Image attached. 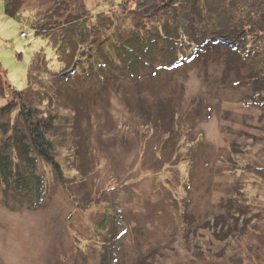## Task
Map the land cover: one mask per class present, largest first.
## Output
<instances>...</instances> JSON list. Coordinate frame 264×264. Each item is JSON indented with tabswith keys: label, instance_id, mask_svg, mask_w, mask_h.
Segmentation results:
<instances>
[{
	"label": "rangeland",
	"instance_id": "374dc122",
	"mask_svg": "<svg viewBox=\"0 0 264 264\" xmlns=\"http://www.w3.org/2000/svg\"><path fill=\"white\" fill-rule=\"evenodd\" d=\"M61 1L68 2V13ZM138 3L26 0L19 17L9 18L0 0V79L19 91L30 81L38 91L31 110L42 122L51 117L53 154L62 168L60 175L32 153L43 180L40 201L3 196L0 186V264H264V88L252 77L264 78V0H229V12L215 11L212 0L218 20L247 36L233 48L248 61L238 64L240 75L226 72L228 45L213 49L205 64L186 39L179 40L172 61L167 51L162 54L168 69L152 66L157 78L143 66L142 78L129 86L115 79L121 75L93 80L76 70L68 74L72 50L58 35L74 34L66 35L62 24L79 19L80 26H90V16L99 15L109 22L155 24L156 15L141 21ZM30 9L38 11V22L50 20L59 31L37 35ZM111 33L105 29L101 37ZM153 50L148 55H160ZM139 80L146 91L136 93ZM159 92L177 104L160 126L146 120L148 109L158 110ZM147 94L151 100H142ZM9 101L16 104L7 90L0 109ZM20 110L0 115V152L24 170L17 150L6 149L15 132L28 133ZM221 213L224 226L222 219L216 223ZM231 213L239 216L237 223ZM228 224L236 225L225 237Z\"/></svg>",
	"mask_w": 264,
	"mask_h": 264
},
{
	"label": "trees",
	"instance_id": "16d2710c",
	"mask_svg": "<svg viewBox=\"0 0 264 264\" xmlns=\"http://www.w3.org/2000/svg\"><path fill=\"white\" fill-rule=\"evenodd\" d=\"M126 1L128 2L130 0ZM25 2L26 0H4L5 15L9 18L19 17L20 12L25 8ZM216 2L217 6L213 7L217 8L215 11L219 10V8H223L224 12L230 11L229 8H226L229 0H215V4ZM61 4H63L64 11L69 12L68 2L61 1ZM137 5L138 8H140L138 12L141 13L137 14L143 17L141 21L150 19L156 15L152 20H154V23L158 24V26H155V24L148 26L144 22L140 25L133 22L132 19L131 21L126 18L113 22L115 19L112 17L113 20L109 22V19H106L107 17L103 15L96 17L90 16V21L93 22L90 26L87 24H82V26H80V22L76 23V21H80L79 19L73 20L71 18V20H67V25L63 23L62 26L65 28L66 26L68 27V34L66 35L74 34L73 38H65V35H58L60 40L67 41V49L72 50L70 55L71 61H74V63L72 62V69L70 68L68 74L76 70L82 77L90 76L93 80L94 78L106 79L107 76L121 75L124 77H115V79L121 78L120 83L126 85L128 83L132 84V79L134 78H142L143 73L139 75L138 70L143 66L142 72H148V74L150 72L151 76L157 78L159 73L157 70H153L154 68H152V66L158 63L164 65L162 67L163 69H168L165 64H161L164 60L160 61V58L162 54L167 51L171 54V60L169 59V62L172 61L178 53L177 44H179L178 42L180 39H186L188 42H192L196 46V57L200 58L205 64H207L210 59L213 49L220 48L221 44L228 45L231 51H227L228 54H225L228 56L226 58L227 73L234 70L235 73L240 75V67L238 64L241 63L243 67L247 66V59L234 54L235 51L233 49L236 48L237 44L240 47L241 42L237 41V39H246L247 36L239 28L232 29V24L228 23L226 20L222 22L218 20V15L215 16L217 13L211 10L212 0H209L208 3L207 0H139ZM261 11H263L262 15L264 16V9H261ZM30 12L34 16V18H31L33 24L32 28L37 35L50 38L51 35L54 36L52 31H59L60 27L58 28L53 24L51 25L50 20H46L44 23L38 22V11L34 13V11L30 9ZM51 20L58 21L55 18ZM70 21L74 22L70 25ZM180 24L181 27H179ZM200 24L202 26H200ZM105 29L112 30L113 33L102 38L101 35ZM180 31H183V33L179 34ZM154 43L157 46L156 51L159 52L160 55H148V51L153 50L154 47H152V45ZM57 47H59V45H56V48ZM86 48H88L87 52H85ZM153 51H155V49ZM241 51L238 53L241 54ZM78 54H82L84 58L81 57L78 59ZM218 58L221 57L218 56ZM249 66L250 70H254L253 65L249 64ZM64 72L59 75L61 78L63 77V79L68 77V74H64ZM252 77L259 83L258 87L264 88V86H262L264 84V78L261 79L257 74H253ZM114 82L116 83L117 80ZM139 82V85L134 87L137 89H135L136 93L137 91H146L145 83L142 84V80H139ZM129 84L127 86H129ZM135 84L138 83L136 82ZM7 90L12 92L16 99V104L9 101L0 109V115L5 114V112H11L16 106L21 107L20 112L25 118V125L28 133L24 134L21 131L15 132L13 142L11 144L9 143L10 146L6 149H9L8 151L11 152H14L13 150L16 149L27 167H25L24 170L19 169V163L17 161L14 162L13 159L1 151L0 186H3L1 191L3 196H7L8 193H10L11 197H15L18 201L30 196H35L40 201L43 195V180L36 174L37 160L32 156V153L36 152L42 159L51 164L56 172L60 175L62 173V168L53 154L54 145L52 143V137L49 135L52 129V124L49 123L51 117H49L47 121L42 122L36 119V116H33L34 113H32L31 105L37 100L39 93L37 90L33 89L30 81L27 88L19 91L13 89L6 80L3 81L0 79V95L5 94ZM135 90L132 91L133 97H135ZM105 91H107V88ZM261 91H264V89H260V92ZM164 92H159L160 94L156 93V100L159 102L158 110L153 113L148 109L146 116L147 121L152 124L157 123L158 126H160V124L164 125L168 120H171L169 116L170 112L175 111L177 106L176 99L169 95L164 97ZM105 94L106 92L104 95ZM126 96H131V94L124 92V97L126 98ZM136 98L141 100V97L139 98L137 96ZM142 100L151 99L148 95ZM126 102L129 104L127 100ZM132 103L134 104L133 101ZM134 105L141 108L140 106L146 105V103L140 101L137 105ZM81 146L84 147L83 142ZM80 158L82 161L81 164L87 167L88 164H84V152L82 151L80 152ZM81 171L83 172V169H81ZM228 216L232 217L236 223L240 219L235 213H231ZM226 217V215L224 216V214L221 213L219 216H216V223L218 224L222 221L223 223H221V225L224 226ZM219 219L222 220L219 221ZM243 222L247 223L246 221ZM235 225L236 224H228L225 229L226 232L223 230L225 237L231 233Z\"/></svg>",
	"mask_w": 264,
	"mask_h": 264
}]
</instances>
